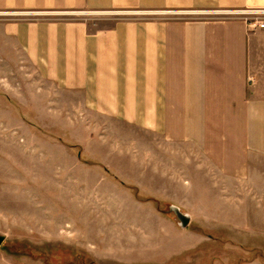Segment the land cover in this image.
Instances as JSON below:
<instances>
[{"label": "rangeland", "instance_id": "374dc122", "mask_svg": "<svg viewBox=\"0 0 264 264\" xmlns=\"http://www.w3.org/2000/svg\"><path fill=\"white\" fill-rule=\"evenodd\" d=\"M72 100L0 36V264L144 259L153 225L176 224L170 205L189 215L176 237L188 249L172 264H264V161L255 179L232 181L195 151Z\"/></svg>", "mask_w": 264, "mask_h": 264}, {"label": "crops", "instance_id": "0c3cea01", "mask_svg": "<svg viewBox=\"0 0 264 264\" xmlns=\"http://www.w3.org/2000/svg\"><path fill=\"white\" fill-rule=\"evenodd\" d=\"M247 10L264 0H0V36L81 109L246 182L264 161V13L233 14ZM182 232L154 224L144 259L103 260L172 264L188 249Z\"/></svg>", "mask_w": 264, "mask_h": 264}, {"label": "water", "instance_id": "95a60500", "mask_svg": "<svg viewBox=\"0 0 264 264\" xmlns=\"http://www.w3.org/2000/svg\"><path fill=\"white\" fill-rule=\"evenodd\" d=\"M169 211L173 213L175 219H176V225L180 229H185L187 225L189 224V215L182 213L181 210L174 205L169 206ZM4 240V237L0 235V245L2 244Z\"/></svg>", "mask_w": 264, "mask_h": 264}, {"label": "built area", "instance_id": "2783aa9c", "mask_svg": "<svg viewBox=\"0 0 264 264\" xmlns=\"http://www.w3.org/2000/svg\"><path fill=\"white\" fill-rule=\"evenodd\" d=\"M264 13V11L260 12V11H236L233 14H237V15H241V16H248V15H254V14H261ZM259 27H264V23H259L258 25Z\"/></svg>", "mask_w": 264, "mask_h": 264}]
</instances>
